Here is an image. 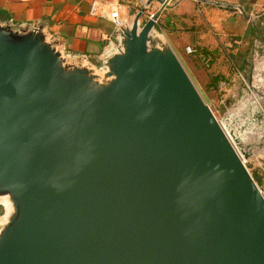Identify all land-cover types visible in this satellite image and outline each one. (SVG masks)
I'll list each match as a JSON object with an SVG mask.
<instances>
[{"label": "water", "instance_id": "obj_1", "mask_svg": "<svg viewBox=\"0 0 264 264\" xmlns=\"http://www.w3.org/2000/svg\"><path fill=\"white\" fill-rule=\"evenodd\" d=\"M170 1L99 65L46 21L0 19V264H264L259 178L156 28ZM235 8L258 37L238 130L264 128V22Z\"/></svg>", "mask_w": 264, "mask_h": 264}, {"label": "crops", "instance_id": "obj_2", "mask_svg": "<svg viewBox=\"0 0 264 264\" xmlns=\"http://www.w3.org/2000/svg\"><path fill=\"white\" fill-rule=\"evenodd\" d=\"M95 1L116 8L121 19L130 22L148 0H0V14L17 24L46 21L51 37L65 40L67 54L86 56L99 65L109 52V41L115 43L116 27L106 19L89 15ZM238 6L253 21L264 22V0H171L156 28L177 54L183 53L186 46L209 53L210 67L205 69L209 78L201 91L206 100L208 84L215 77L219 81L213 93L219 103L231 107L244 102L249 107L254 97L240 100L244 92L240 75L258 37L256 29L235 8ZM159 8L156 2L147 6L142 22ZM254 83L263 86L259 90L264 91V53L255 61Z\"/></svg>", "mask_w": 264, "mask_h": 264}, {"label": "rangeland", "instance_id": "obj_3", "mask_svg": "<svg viewBox=\"0 0 264 264\" xmlns=\"http://www.w3.org/2000/svg\"><path fill=\"white\" fill-rule=\"evenodd\" d=\"M177 56L193 84L211 108L215 117L218 120H229L230 124L237 128H241L242 126L246 127L247 119H250L248 105L242 102L236 106L230 107L228 104H225V102L219 103L213 93V90L211 89L207 91L206 100L201 91L206 86L204 84L208 82V72L200 65L199 62H196L193 57L186 55L185 52H181L177 54ZM245 131L246 140L242 147L244 152L248 155V158L244 161L245 167L253 178H259L260 183H257V186L259 189H262L264 188V128L259 125H250ZM1 213L2 211L0 208V215Z\"/></svg>", "mask_w": 264, "mask_h": 264}, {"label": "built area", "instance_id": "obj_4", "mask_svg": "<svg viewBox=\"0 0 264 264\" xmlns=\"http://www.w3.org/2000/svg\"><path fill=\"white\" fill-rule=\"evenodd\" d=\"M146 8H147V5L143 2L142 9H144V11H145ZM89 15L91 17H99V18L106 19L109 22H111L116 28L119 25L128 22V20H122L121 19L120 15H119V12H118V10L116 8L113 9V8H111V6L109 4L98 2V1H95V2H93L91 4ZM151 16H152V14L148 15L147 19H150ZM155 24L156 25L158 24V20L156 21ZM115 45L116 44L113 41L110 40L109 43H108V46H107L108 51H110L112 48H114ZM184 52H185L186 55H193V54L196 53V50L193 47H191V46H186L184 48ZM244 164H245V162H244ZM259 190L264 195V188L259 189Z\"/></svg>", "mask_w": 264, "mask_h": 264}, {"label": "bare ground", "instance_id": "obj_5", "mask_svg": "<svg viewBox=\"0 0 264 264\" xmlns=\"http://www.w3.org/2000/svg\"><path fill=\"white\" fill-rule=\"evenodd\" d=\"M224 129L226 130L227 134L232 138L233 141H235L236 145L240 148V150L244 152L243 150V145L245 143V136H246V131H239L237 127L234 125H231L229 120H222L221 121ZM240 129V128H239Z\"/></svg>", "mask_w": 264, "mask_h": 264}, {"label": "trees", "instance_id": "obj_6", "mask_svg": "<svg viewBox=\"0 0 264 264\" xmlns=\"http://www.w3.org/2000/svg\"><path fill=\"white\" fill-rule=\"evenodd\" d=\"M0 19H2V20H4L5 18H4V16L2 15V14H0ZM158 29V28H157ZM159 30V29H158ZM195 50H196V53L195 54H193V55H189V56H191V57H193L195 60H196V62H199L200 63V65L204 68V69H208L209 67H210V59L208 58V55H209V53H206V52H204V51H199L198 49H196V48H194ZM204 61V62H203ZM218 78H215V77H213V78H211L210 79V82H209V84H208V86H209V88L211 89V90H214L215 89V87H216V85L218 84ZM254 176V175H253ZM255 177V176H254ZM258 183H260V181H258Z\"/></svg>", "mask_w": 264, "mask_h": 264}]
</instances>
